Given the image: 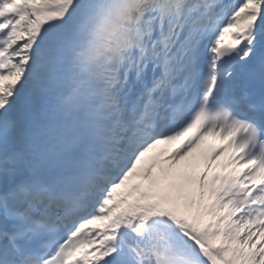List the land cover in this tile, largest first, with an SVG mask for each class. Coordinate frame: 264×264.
I'll list each match as a JSON object with an SVG mask.
<instances>
[{"label": "snow or ice", "instance_id": "1", "mask_svg": "<svg viewBox=\"0 0 264 264\" xmlns=\"http://www.w3.org/2000/svg\"><path fill=\"white\" fill-rule=\"evenodd\" d=\"M0 264H264V0H0Z\"/></svg>", "mask_w": 264, "mask_h": 264}]
</instances>
